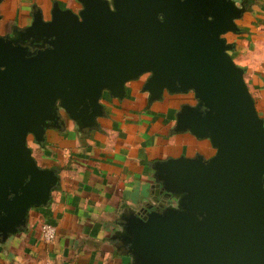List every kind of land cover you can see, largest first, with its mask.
I'll use <instances>...</instances> for the list:
<instances>
[{
	"label": "water",
	"instance_id": "water-1",
	"mask_svg": "<svg viewBox=\"0 0 264 264\" xmlns=\"http://www.w3.org/2000/svg\"><path fill=\"white\" fill-rule=\"evenodd\" d=\"M54 2L29 26L0 35V238L45 207L56 170L40 168L29 139L43 145L61 116L98 129L102 100L126 98L145 77L151 104L192 93L176 133L208 140L205 158L155 161L150 206L122 216L118 239L134 264H264V117L230 54L244 8L232 0ZM1 20V16H0Z\"/></svg>",
	"mask_w": 264,
	"mask_h": 264
},
{
	"label": "crops",
	"instance_id": "crops-1",
	"mask_svg": "<svg viewBox=\"0 0 264 264\" xmlns=\"http://www.w3.org/2000/svg\"><path fill=\"white\" fill-rule=\"evenodd\" d=\"M232 1L245 11L236 21L240 33L226 35L235 45L230 54L245 70L264 117V0ZM54 2L73 12L81 9L77 0H0V35L29 26L35 10L49 20ZM144 82L145 77L127 83L122 101L104 95L106 116L97 120L98 129L83 130L62 115L43 145H29L37 165L56 170L59 182L47 206L29 211L23 229L0 238V264H134L118 236L124 214L165 204L154 194L153 163L215 153L208 140L174 131L180 107L195 103L192 93L165 94L150 104ZM44 223L55 228L52 243L42 239Z\"/></svg>",
	"mask_w": 264,
	"mask_h": 264
},
{
	"label": "built area",
	"instance_id": "built-area-1",
	"mask_svg": "<svg viewBox=\"0 0 264 264\" xmlns=\"http://www.w3.org/2000/svg\"><path fill=\"white\" fill-rule=\"evenodd\" d=\"M41 236L46 243H52L56 237L55 228L49 224L41 225Z\"/></svg>",
	"mask_w": 264,
	"mask_h": 264
},
{
	"label": "rangeland",
	"instance_id": "rangeland-1",
	"mask_svg": "<svg viewBox=\"0 0 264 264\" xmlns=\"http://www.w3.org/2000/svg\"><path fill=\"white\" fill-rule=\"evenodd\" d=\"M229 38L232 39V38H234V36H229ZM107 102H109V101H107ZM140 105H139L140 107L144 106L143 103H141ZM119 107H121V105ZM258 114H259V112H258ZM259 116H261V115L259 114ZM28 143H29L30 146H34V147L36 146L31 139H29Z\"/></svg>",
	"mask_w": 264,
	"mask_h": 264
}]
</instances>
